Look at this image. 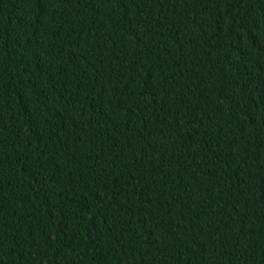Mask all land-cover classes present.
<instances>
[{"label":"trees","instance_id":"1","mask_svg":"<svg viewBox=\"0 0 264 264\" xmlns=\"http://www.w3.org/2000/svg\"><path fill=\"white\" fill-rule=\"evenodd\" d=\"M0 264H264V0H0Z\"/></svg>","mask_w":264,"mask_h":264}]
</instances>
